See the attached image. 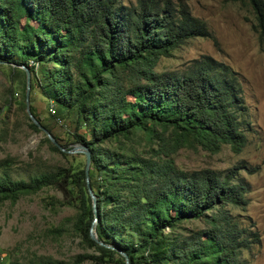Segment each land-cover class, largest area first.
Returning <instances> with one entry per match:
<instances>
[{"label": "trees", "instance_id": "1", "mask_svg": "<svg viewBox=\"0 0 264 264\" xmlns=\"http://www.w3.org/2000/svg\"><path fill=\"white\" fill-rule=\"evenodd\" d=\"M123 1L0 0V62L25 65L32 86L57 115L72 113L75 131L84 130L73 133L71 144L89 150L94 232L106 246L88 236L92 212L83 168L55 167L23 178L13 173L10 158L0 159V202L14 203L47 186L58 191L62 204L75 209L74 230L96 252L77 256L75 263L106 264L116 256L124 264L121 251L128 264H244L241 251L258 244V236L231 209L246 205L248 185L238 170H251L235 165L185 171L171 157L181 147L216 153L228 145L233 154L241 152L250 123L238 79L207 55L179 71H156L160 57L210 33L169 0ZM240 1L264 38V0ZM28 127L39 132L30 121ZM156 128L170 130L156 151L123 144L137 130L162 140ZM40 141L64 155L46 137ZM188 219L204 227L174 233L176 223ZM30 264L67 263L39 257Z\"/></svg>", "mask_w": 264, "mask_h": 264}, {"label": "rangeland", "instance_id": "2", "mask_svg": "<svg viewBox=\"0 0 264 264\" xmlns=\"http://www.w3.org/2000/svg\"><path fill=\"white\" fill-rule=\"evenodd\" d=\"M134 0H124L123 3ZM175 8L184 7L190 15L206 25L210 37H195L171 51L170 57H160L156 71L182 70L191 59L202 55L228 66L240 84L250 131L246 144L238 154L228 145H221L216 153L202 148L181 147L171 154L178 169L185 171L209 168L224 170L243 166L251 170H238V175L248 185L246 205L231 212L244 227H251L258 236V244L241 251L244 264H264V38L254 30V18L249 6L240 0H169ZM22 23V20L20 21ZM36 70L37 67L35 66ZM25 74L16 64L0 62V159L10 158L13 173L26 178V174L51 171L61 167L70 171L83 168L81 153L52 151L42 143V133L28 127L24 108ZM29 108L39 121L50 129L59 144L71 146L75 131L72 113L57 115L56 107L32 86L29 77ZM52 110V112L50 111ZM160 140L143 131H134L123 140L140 152L149 153L162 148L170 130L156 128ZM162 142V143H161ZM110 146H113L110 145ZM146 154V155H147ZM75 209L62 204L61 195L53 187H42L34 193L19 197L14 203L0 202V264L18 262L30 264L39 257L63 261L67 264H94L89 260L75 263L77 256L96 254L88 248L73 228ZM204 227L195 219L176 223L174 233L187 234L189 230ZM165 233L169 229H164ZM106 264H120L116 256Z\"/></svg>", "mask_w": 264, "mask_h": 264}, {"label": "water", "instance_id": "3", "mask_svg": "<svg viewBox=\"0 0 264 264\" xmlns=\"http://www.w3.org/2000/svg\"><path fill=\"white\" fill-rule=\"evenodd\" d=\"M19 68H21L24 73H25V92H24V108H25V113L27 115V118L29 121L42 133L43 137H46L50 144L57 148L60 152L72 154V153H81L83 155V172H84V180H85V185L86 189L88 192V195L90 196L91 200V212H92V220L91 224L88 229V236L89 238L95 242L98 245L101 246H106L103 243H101L99 240H97L94 232V225L97 222L98 216H97V210H96V204H95V197L91 193L89 185H88V169H89V163H90V154L89 150L82 144H71L69 148L63 147L55 138L52 136V134L44 128L39 120L31 113L30 108H29V103H28V87H29V73L28 69L25 65H18ZM109 247V246H108ZM119 254L123 257L124 264H128V260L126 255L118 251Z\"/></svg>", "mask_w": 264, "mask_h": 264}, {"label": "built area", "instance_id": "4", "mask_svg": "<svg viewBox=\"0 0 264 264\" xmlns=\"http://www.w3.org/2000/svg\"><path fill=\"white\" fill-rule=\"evenodd\" d=\"M52 112V110H50Z\"/></svg>", "mask_w": 264, "mask_h": 264}]
</instances>
